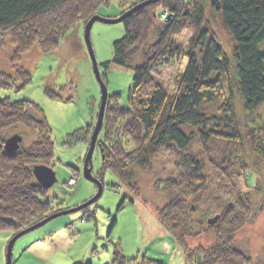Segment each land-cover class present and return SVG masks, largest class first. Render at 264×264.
<instances>
[{
	"label": "rangeland",
	"instance_id": "374dc122",
	"mask_svg": "<svg viewBox=\"0 0 264 264\" xmlns=\"http://www.w3.org/2000/svg\"><path fill=\"white\" fill-rule=\"evenodd\" d=\"M146 1H104L97 15L116 19ZM187 1L159 0L150 8L149 20L153 21L154 29L127 67L110 64L107 69L104 66L114 58L115 42L126 35L125 23H94L91 43L108 88L105 119L107 113L111 115L114 132L120 130L115 121L120 108H131L130 91L135 84L136 67L144 65L153 55L152 48L159 41V26H168L176 18L169 5L177 2L184 8ZM87 9L82 0H73L60 11V14L70 15L61 16L59 29L45 17L40 23L38 20L30 21L32 24L21 23L0 34V81L13 77L10 86H0V98L37 104L50 127L51 168L57 181L40 196L54 210L48 216L79 207L97 194V185L84 176L102 97L85 41L86 25L93 18L83 17ZM205 11L202 26L208 28L224 51L233 57L234 41L223 26L220 13L213 7V0L205 1ZM77 12L80 22H73L70 33L64 36L62 33L70 26H65V19ZM55 26L58 30L53 29ZM197 30V26L186 27L172 36L171 41L178 51L154 63L151 77L155 85H161L169 93L176 92L177 79L190 60L189 49L199 35ZM54 35H59L61 42L52 47L51 53H46L40 40ZM260 49L264 51V42ZM28 73L30 82L23 86V78ZM234 73L222 78L221 91L224 92L203 108L208 116L218 118L215 125H210L204 136L198 129L185 126L184 131L194 138L184 152L162 145L146 166H134L133 192L113 171L104 170L98 139L91 162L96 179L100 180L105 171L101 197L80 211L57 217L20 237L13 248L12 264H112L115 245L119 243L125 257L131 260L130 264L150 260L161 264H191L185 258L186 251L197 260L206 261L217 253L225 237L228 244L234 242L236 249L246 256V264H264V103L247 110ZM229 93H233L236 124L228 127L222 120L225 114L222 109ZM89 125L91 129L85 141L68 143L75 131ZM15 135L23 138L15 153L20 149L41 151L33 147L39 138L37 131L22 124L1 132L3 146ZM134 148L135 144L128 142L126 149ZM185 158L188 164L195 160L201 163L202 175L196 193L188 200L190 211L185 219V246L181 247L161 224L159 210L171 200V180L184 181L181 188L190 187L189 180H196L192 170L184 167ZM71 178L76 180L73 185L69 183ZM228 208L230 211L226 210ZM218 215H221L220 220L209 224L208 220ZM113 219L116 224L110 231ZM15 235L11 229L0 230V264H7L8 245Z\"/></svg>",
	"mask_w": 264,
	"mask_h": 264
},
{
	"label": "trees",
	"instance_id": "16d2710c",
	"mask_svg": "<svg viewBox=\"0 0 264 264\" xmlns=\"http://www.w3.org/2000/svg\"><path fill=\"white\" fill-rule=\"evenodd\" d=\"M70 1L73 0H0V34L21 23L29 24L32 20H38L40 23L45 17L59 29L61 16L65 18L69 14L66 12L60 14V11ZM82 1L88 8L87 11L89 10L83 17L92 18L97 15L102 2L108 0ZM205 1L189 0L184 8L177 2L175 5H169L176 18L168 26H159L157 30L159 41L152 48L153 55L144 65L136 67L135 84L130 91L131 108H120L115 119L116 125L120 128L119 132L111 129L110 114L107 113L104 119L98 137L104 170L113 171L131 191L135 186L134 166H146L152 154L162 145L174 146L176 150L184 152L194 138L193 135H187L184 131L185 126L198 129L204 136L208 133L209 126L215 125L218 118L208 116L203 108L206 104L214 103L221 92H224L221 91L223 77H229L235 70L237 86L244 97L247 110H253L264 103V51L260 49L261 43L264 42V0H213V7L220 13L223 26L234 41L233 57L224 51L211 31L202 26L206 12ZM154 5L156 4L151 3L141 8L123 21L126 35L115 42L114 58L111 63L104 64L107 69L110 64L123 67L130 65V60L139 52L147 41L149 32L154 29V23L149 20L148 14ZM75 15L77 16L74 20L72 18ZM75 15L65 19V22L69 21L71 24L65 23L66 27L70 26L62 33L64 36L70 33L73 22H80L78 12ZM181 21L184 22L180 24ZM56 26L53 27L54 30H58ZM192 26L198 27L199 35L189 49L190 60L177 79L176 92L169 93L161 85L154 84L151 77L153 65L158 58L177 53L178 49L171 41L172 36L178 30ZM60 40L59 35H54L52 38H42L40 44L46 53H51L52 47L58 46ZM12 80L13 77L4 79L0 81V86L8 87ZM23 81V86L30 82L29 73L24 76ZM146 97L149 99L145 101ZM233 101V93H229L227 103L222 109L225 113L222 120L228 127L236 124ZM19 124L37 131L39 138L33 147L41 151L20 149L14 154L7 153L0 136V174L3 173L0 177V230L11 229L16 234L54 212L49 203L40 199L48 189L38 182L33 173L34 166L51 167L53 160V142L50 140L51 131L47 118L42 109L31 101L0 98V135L5 129ZM90 127L91 125L75 131L69 137L68 143L85 141ZM100 135L103 136L102 140ZM128 142L135 144L133 150L126 149ZM184 161V167L192 170L196 180H189L190 187L182 186L183 188L181 185L184 181L177 183L171 180V200L167 206L159 210L161 224L181 247L185 246L183 241L186 235L184 231L187 230L185 219L190 211L188 200L196 193V185L202 175L201 163L195 160L188 164L186 158ZM105 171L99 180L103 188ZM191 184H195V187ZM226 210L230 211L229 208ZM219 216L221 218V215ZM115 224L116 220L113 219L110 231ZM225 240L226 237L223 244H219L217 253L206 261L197 260L192 254H188V251L185 258L191 264H246L248 259L236 249L234 242L228 244ZM130 262L131 260L123 254L120 243L115 245L112 264ZM143 264L161 263L150 260L144 261Z\"/></svg>",
	"mask_w": 264,
	"mask_h": 264
},
{
	"label": "water",
	"instance_id": "95a60500",
	"mask_svg": "<svg viewBox=\"0 0 264 264\" xmlns=\"http://www.w3.org/2000/svg\"><path fill=\"white\" fill-rule=\"evenodd\" d=\"M158 1L159 0H148L141 5L134 7L133 9H131L130 11H128L127 13H125L124 15H122L121 17L116 18V19L104 18V17H101L99 15H96L87 23L86 28H85V41L87 43L88 50H89L90 56H91L92 61H93L94 73L96 75V78L100 82V85L102 88V97H101V104H100V109H99V113H98V117H97V123L95 125L94 130H93L89 152H88V155H87V158L85 161L84 176L88 180L94 182L97 185L98 192L94 198L87 201L83 205L76 207V208H73V209L64 210L62 212L54 213L53 215L48 216L47 218L43 219L42 221L20 231L19 233H17L12 238V240L10 241V243L8 245L7 264H12L13 248H14L16 241L20 237L26 235L27 233H29L31 231H34V230L44 226L45 224H47L48 222L52 221L53 219H55L57 217H60L62 215L69 214L72 212L80 211L83 208L88 207L91 204L95 203L101 197L102 192H103V186H102V183L98 179H96L92 174V162H91V160H92V155L94 153L95 147L97 145L99 134H100L102 127H103V124H104L105 112H106L109 94H108L107 85L105 84V82L101 76L99 65H98L94 50L92 48L91 37H90L91 36V30H92V27L96 21H101L104 23L123 22L133 12L139 10L143 6H146V5L151 4V3H156ZM22 140H23V138L20 135H15V136L7 139L5 141V145H4V148L7 151V153H10V154L15 153L20 148V143L22 142ZM33 173H34L35 178L38 180V182L43 187H45L47 189L52 188L53 185L55 184V182L57 181L56 173L54 172V170L51 167H49L47 165H36V166H34ZM219 218H220V216L218 215L215 218L209 219L208 222H209V224L213 225L217 222V220Z\"/></svg>",
	"mask_w": 264,
	"mask_h": 264
},
{
	"label": "built area",
	"instance_id": "2783aa9c",
	"mask_svg": "<svg viewBox=\"0 0 264 264\" xmlns=\"http://www.w3.org/2000/svg\"><path fill=\"white\" fill-rule=\"evenodd\" d=\"M75 181H76L75 178H72V179L70 180L69 183H70L71 185H73V184H75Z\"/></svg>",
	"mask_w": 264,
	"mask_h": 264
}]
</instances>
